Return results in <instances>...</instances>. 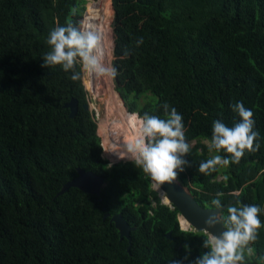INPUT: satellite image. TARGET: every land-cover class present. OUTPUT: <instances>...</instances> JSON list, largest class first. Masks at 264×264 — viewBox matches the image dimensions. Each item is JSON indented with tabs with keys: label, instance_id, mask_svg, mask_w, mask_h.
<instances>
[{
	"label": "trees",
	"instance_id": "16d2710c",
	"mask_svg": "<svg viewBox=\"0 0 264 264\" xmlns=\"http://www.w3.org/2000/svg\"><path fill=\"white\" fill-rule=\"evenodd\" d=\"M86 3L0 0V264H171L183 258L185 243L194 261L207 251L203 232L182 231L178 209L162 203L132 161L110 167L103 157L98 125L108 158L130 160L121 158L112 127L97 124L84 108L89 93L83 78L73 81L71 72L41 66L49 32L69 20L80 26ZM111 11L114 82L131 117H163L167 102L182 115L186 140L195 143L185 157L192 166L177 179L205 208H214L219 191L224 206L239 201L264 210V0H112ZM90 26L105 35L110 58L108 19ZM84 80L96 97L97 84ZM101 91L116 92L111 78ZM73 99L79 103L75 118L67 107ZM237 101L253 111L261 148L205 176L200 162L217 154L205 143L213 121L238 122L231 107ZM78 169L104 178L100 196L74 187L60 194ZM116 214L136 227L131 242L111 221ZM259 218L264 224V211ZM252 247L246 264H260L264 227Z\"/></svg>",
	"mask_w": 264,
	"mask_h": 264
},
{
	"label": "clouds",
	"instance_id": "9594fccd",
	"mask_svg": "<svg viewBox=\"0 0 264 264\" xmlns=\"http://www.w3.org/2000/svg\"><path fill=\"white\" fill-rule=\"evenodd\" d=\"M76 8L71 9L75 15ZM143 38L135 42L139 47ZM49 50L43 55L42 67L61 68L71 72V79L79 81L83 75H92L97 79L115 78L117 68L111 63L107 54L105 35L96 28L84 24L75 26L70 20L65 25L57 24L46 38ZM124 56L131 54L129 48L123 50ZM163 117L145 112L142 116L134 114L132 119L138 124V134L134 141H125L121 158L127 157L135 167L140 168L153 181V187L164 182H173L180 173L192 164L185 159L189 155L193 142L186 140L187 129L183 117L175 107L165 102ZM232 111L239 116V121L229 127L221 120H214L210 141H205L209 152L216 155L201 161L198 172L208 176L230 164H239L245 153L260 150V133L255 130L254 113L246 108L243 102L232 104ZM227 155H220L219 153ZM227 180V176L224 177ZM223 192H217L211 205L215 210L205 220L202 247L207 249L202 255L190 261L191 247L184 244L183 258L174 259L171 264H246V260L254 255L252 245L259 238V230L264 227L257 205L242 204L236 201L225 208L222 203ZM167 203V200H162ZM226 212V215H225ZM223 226V231L216 234L213 229ZM183 231V225H181ZM264 264V256L259 257Z\"/></svg>",
	"mask_w": 264,
	"mask_h": 264
},
{
	"label": "water",
	"instance_id": "95a60500",
	"mask_svg": "<svg viewBox=\"0 0 264 264\" xmlns=\"http://www.w3.org/2000/svg\"><path fill=\"white\" fill-rule=\"evenodd\" d=\"M86 18V12L82 19L84 22ZM113 21H115L113 16ZM114 49H115V40L113 43V53L114 56ZM82 78L84 79V75L82 74ZM84 83V80H83ZM85 85V84H84ZM86 87V86H85ZM87 90V89H86ZM120 96V95H119ZM121 98V96H120ZM123 104H125L124 100L121 98ZM68 108L71 110V118H75L78 110H79V103L76 99H73L68 105ZM84 108L88 111H92L90 102L88 101L87 104L84 105ZM131 114V113H130ZM133 115V114H132ZM96 118V116H95ZM123 161H131V160H123ZM121 161H116L114 163H110V167L116 163ZM150 178V177H149ZM151 180V179H150ZM152 188L156 190L161 199L163 200V194L166 196L169 202L166 205H169L172 209H178L180 216L186 220L189 224L188 228L185 229L186 231H196L202 232L205 228V220L213 214L215 210L214 208H205L201 206L197 200L195 199L194 195L191 191L185 187L178 179L169 183L164 182L159 187H153V181L151 180ZM78 188L85 193L100 196L103 188L105 187L104 178L94 172H86L82 169H78V177L73 181L67 183L60 194L67 192L70 188ZM165 204V203H163ZM230 204L225 205V208L228 207ZM110 216L109 214L106 215ZM179 216V220H180ZM111 221L115 223L116 228L119 230L121 239L127 238L131 242V232L136 229V227H132L121 214H116L112 216ZM181 223V222H180ZM181 225V224H180ZM223 226L218 225L213 231L216 234L222 232ZM167 237H171V232L167 234Z\"/></svg>",
	"mask_w": 264,
	"mask_h": 264
},
{
	"label": "rangeland",
	"instance_id": "374dc122",
	"mask_svg": "<svg viewBox=\"0 0 264 264\" xmlns=\"http://www.w3.org/2000/svg\"><path fill=\"white\" fill-rule=\"evenodd\" d=\"M111 3H112V0H87V3H86V18H88V22H87L88 25L93 24V20L96 19V18L97 19H101V20L108 19V22H109V25H110V31H111V34H112V51H111V57L109 59L111 60V63L113 64L114 56L112 55V53H113V43H114V40H115V35H114V27H113L114 26V21H113V16L114 15L112 14V11H111ZM86 18H85V20H86ZM86 78H87L88 81H94L97 84V86H98V91L95 93L96 97H94V95H93L94 93L92 92V90L87 88V86L85 84V80L83 79L84 80V84L86 86V89H87V91L89 93V102H90V105H91L92 112L96 116L97 124H100V122H101V124L104 127L110 126V124H105L106 121L105 122L103 121L104 117H103V111L102 110H101L102 114H99V109L103 107L102 101H103V99L105 97L101 90H102L103 84H105V82L107 81L108 78L97 79L95 76H92V75H86ZM111 81H112L113 87H114V89L116 91L114 78H111ZM144 103H145V101L142 100L141 101V105H143ZM98 133H99V136L102 139V145H103V148H104L103 157L106 160H108L110 163H114V161H112V160H110L108 158V154L105 153L104 139H103V136L100 134L99 125H98ZM120 161H123V160H120ZM221 179H222V177H220V180Z\"/></svg>",
	"mask_w": 264,
	"mask_h": 264
},
{
	"label": "bare ground",
	"instance_id": "6f19581e",
	"mask_svg": "<svg viewBox=\"0 0 264 264\" xmlns=\"http://www.w3.org/2000/svg\"><path fill=\"white\" fill-rule=\"evenodd\" d=\"M103 117L106 119L107 123L113 129L115 142L120 150L124 149L125 141H133L136 137V130L132 121V117L121 101V98L117 92H113L104 97L103 99ZM100 114V113H99ZM105 146V152L107 151V147ZM163 200L168 199L163 194ZM181 225H183V229H187L189 224L186 222L184 218L180 216Z\"/></svg>",
	"mask_w": 264,
	"mask_h": 264
},
{
	"label": "flooded vegetation",
	"instance_id": "af4514ba",
	"mask_svg": "<svg viewBox=\"0 0 264 264\" xmlns=\"http://www.w3.org/2000/svg\"><path fill=\"white\" fill-rule=\"evenodd\" d=\"M102 103H103V101H102ZM222 179H223V177H222ZM222 179H221V180H222ZM219 180H220V178H219Z\"/></svg>",
	"mask_w": 264,
	"mask_h": 264
}]
</instances>
